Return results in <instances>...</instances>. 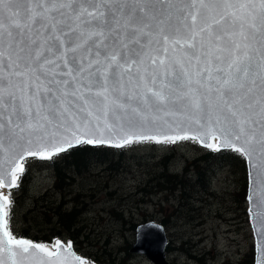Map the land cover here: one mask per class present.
<instances>
[{"label":"snow or ice","instance_id":"snow-or-ice-1","mask_svg":"<svg viewBox=\"0 0 264 264\" xmlns=\"http://www.w3.org/2000/svg\"><path fill=\"white\" fill-rule=\"evenodd\" d=\"M188 139L246 160L264 228V0H0V264H90L14 234L31 158Z\"/></svg>","mask_w":264,"mask_h":264},{"label":"rangeland","instance_id":"rangeland-1","mask_svg":"<svg viewBox=\"0 0 264 264\" xmlns=\"http://www.w3.org/2000/svg\"><path fill=\"white\" fill-rule=\"evenodd\" d=\"M168 148L161 143L154 150L149 142H139L127 152L120 173L101 172L97 165H91L87 172L73 175L68 186L60 190L54 187L50 171L30 159L23 183L11 189L14 234L27 235L28 239L53 235L50 233L59 231L54 219L46 223L39 216L62 203V211L74 206L79 214L71 240L90 264H151L144 256L129 251L134 229L149 221L160 223L165 217L167 264H246L253 239L239 193L242 179L237 168L231 172L217 170L210 178L208 192L200 194L186 209L178 208L175 195L168 193L131 196L144 186L147 174L157 173L154 162ZM195 152L190 144L179 145L169 172L178 171L174 166L181 168L182 160ZM50 212H46L48 217ZM60 235V239L69 240L66 234Z\"/></svg>","mask_w":264,"mask_h":264},{"label":"trees","instance_id":"trees-1","mask_svg":"<svg viewBox=\"0 0 264 264\" xmlns=\"http://www.w3.org/2000/svg\"><path fill=\"white\" fill-rule=\"evenodd\" d=\"M138 144L139 142H133L132 144H128L127 147L123 146L121 148L81 144L68 149L66 152L53 156L49 160H38L36 158H31V160L34 164L42 166V169L50 171L51 177L54 180V187L60 190L68 186V181L73 175H80L81 173L87 172L91 168V165H97L96 167H99L101 172L115 173L119 171L118 173H120L125 167L124 161L127 152L131 151L132 147ZM181 144H190L196 152L191 158L182 160L181 168L174 166L178 171L169 172V163L176 157V149ZM149 145L155 150L158 144L149 142ZM164 146H169V148L154 162L157 173L147 174L144 186L135 190L131 196L137 194L145 198L151 193H168L169 195H175L178 208L186 209L189 204L195 202L200 197V194L208 192L210 178L217 170L229 169L231 172L234 168H237L242 179L239 193L242 195L241 200L243 204H245L246 169L244 160L238 153L230 150L212 151L204 149L199 147L191 139L180 140L176 143H164ZM136 163L138 166L140 165L139 162ZM28 165L26 163V171L20 177V184L23 183L28 173ZM147 189H155L156 192ZM139 202L142 204L146 203L142 200H139ZM61 206L62 203H59L56 207L51 208L52 212L44 211L39 216V219L46 223H49L51 218L54 219V227L58 228L59 231L50 233L53 235L42 239H36L34 237L30 239L50 243L54 238H60L61 233L66 234L70 240L75 237L73 236L75 232L74 223L79 218V214L74 206L69 210L63 211L61 210ZM176 211L174 210L173 213ZM46 212H50L49 217ZM166 218L160 221L163 227L166 224ZM134 227L132 225L131 229ZM21 236L28 238L27 235H19V237ZM246 264H253L252 247L249 250Z\"/></svg>","mask_w":264,"mask_h":264},{"label":"water","instance_id":"water-1","mask_svg":"<svg viewBox=\"0 0 264 264\" xmlns=\"http://www.w3.org/2000/svg\"><path fill=\"white\" fill-rule=\"evenodd\" d=\"M195 142L197 143L199 147L206 148L203 145H201L198 141H195ZM81 144H86V143H81ZM87 145L106 146L110 148H121V147H116V146L109 145V144H87ZM76 146L78 145H75L74 147ZM221 150H229V149H221ZM243 160H244L245 168H246V197H245L246 207H247L246 213L249 218L248 222L250 224V228L253 231V237L255 240V244L253 247L254 248L253 264H259L261 260V251H260L261 236L259 235V233L264 232V228H261L260 226H256V227L253 226V220L249 212L250 202L248 200V196L250 193L249 172L251 171V169L249 165L247 164L246 160L244 158ZM166 245H167V238H166L164 227L158 222L150 221V222L138 224L135 227L134 242L131 248L129 249V251L130 253H136L138 255L144 256L151 264H167L164 258Z\"/></svg>","mask_w":264,"mask_h":264},{"label":"flooded vegetation","instance_id":"flooded-vegetation-1","mask_svg":"<svg viewBox=\"0 0 264 264\" xmlns=\"http://www.w3.org/2000/svg\"><path fill=\"white\" fill-rule=\"evenodd\" d=\"M191 257V256H190ZM193 258V257H192ZM199 258H197V260H198ZM196 259L194 258V261H195ZM196 262V261H195ZM199 264H204V263H199Z\"/></svg>","mask_w":264,"mask_h":264}]
</instances>
